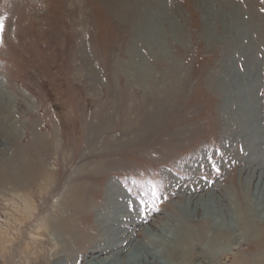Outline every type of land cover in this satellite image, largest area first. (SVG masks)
<instances>
[{"label":"rangeland","instance_id":"obj_1","mask_svg":"<svg viewBox=\"0 0 264 264\" xmlns=\"http://www.w3.org/2000/svg\"><path fill=\"white\" fill-rule=\"evenodd\" d=\"M260 174L264 0H0V264L169 261L154 240L199 199L233 229Z\"/></svg>","mask_w":264,"mask_h":264},{"label":"bare ground","instance_id":"obj_2","mask_svg":"<svg viewBox=\"0 0 264 264\" xmlns=\"http://www.w3.org/2000/svg\"><path fill=\"white\" fill-rule=\"evenodd\" d=\"M240 23L241 22H239V24ZM99 156H104V152H100L98 156H96V158ZM252 176L253 174L251 175V178ZM263 176H261L260 174V181L257 188L258 192L260 191L261 185L264 186ZM109 191L110 195H119V197H121V194L117 191L116 188H112ZM245 194L248 197V203L244 205V209L246 210V212L245 210L241 213H238L236 211L233 212V229L229 230L227 226H225L226 228L223 227V217L219 218V214L222 213L221 210H218L216 213L217 215H214L215 213L212 209V203L205 204L200 201L201 199H199L195 201L194 210L196 211L193 210L196 213L197 217L196 215L194 216L186 214V217H184L185 219H182L183 225H181L180 229H177V232L170 230V233L172 235L165 233L164 236H161L159 240L157 239V241H153L161 247V252L163 251V253H160L159 255L162 254L163 257H166V259L169 261L159 260V256L151 252L150 249H147L145 253L142 252L140 255L138 254V252H135L137 250L129 253L128 249L131 248V245L133 244V239L129 237L121 239L122 242H124L125 240L127 241V239L130 240H128V245L126 244L127 246H123L118 250V254H123L126 251H128L129 253L127 257L120 262V264H197V258L199 257L200 253L196 249V244H199L203 249V252H206L208 256H210V260L212 261V263L225 264L221 262V259L227 254V250H223L222 248L215 246V242L217 239H234L236 233H238L237 230H243L244 239L248 241V244H252V250L248 249L240 252L237 255H234L233 264H264V228H260L258 224L256 225L255 223V220H264V217H262L264 216V188L261 194L262 197L256 201V204L253 202L250 203L249 199H252L250 193ZM238 203H240L239 200ZM111 204L108 205V210L106 207L108 215L107 217L109 219L111 217V219H113L114 221L123 219V217L126 216L133 218L132 221H134V215L130 211L125 210L120 205H118V203H115L114 207L110 206ZM239 205L241 206V204ZM195 217L197 219L202 218V222L204 221L205 225L202 228H199L197 226V219ZM226 218H229V216L227 215ZM54 222L56 221L52 218L50 220H47L45 227H49L50 230L53 231H56L58 229L61 235H64L69 231L68 234H71V237L73 239H76L75 237L77 234L75 233L73 227H70L67 224V219L62 217L61 219H59L60 223L56 226L54 225ZM62 222L64 224H61ZM60 225L61 228H58ZM60 239L58 240L59 243L62 242ZM116 249L117 248L115 247V250ZM250 251L255 252V255L253 256ZM249 253L252 256H250ZM117 261L118 259H99L92 262V264H119V262Z\"/></svg>","mask_w":264,"mask_h":264}]
</instances>
